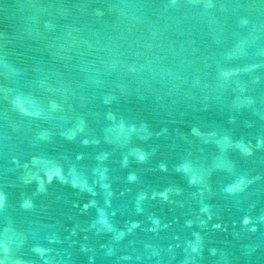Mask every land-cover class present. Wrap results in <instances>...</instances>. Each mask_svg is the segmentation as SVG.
<instances>
[{
	"label": "water",
	"instance_id": "water-1",
	"mask_svg": "<svg viewBox=\"0 0 264 264\" xmlns=\"http://www.w3.org/2000/svg\"><path fill=\"white\" fill-rule=\"evenodd\" d=\"M0 264H264V0H0Z\"/></svg>",
	"mask_w": 264,
	"mask_h": 264
}]
</instances>
